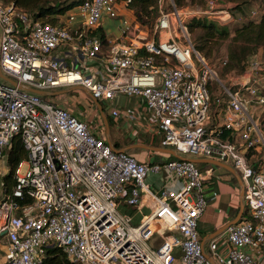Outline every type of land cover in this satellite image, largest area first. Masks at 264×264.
<instances>
[{
    "label": "built area",
    "instance_id": "1",
    "mask_svg": "<svg viewBox=\"0 0 264 264\" xmlns=\"http://www.w3.org/2000/svg\"><path fill=\"white\" fill-rule=\"evenodd\" d=\"M120 4L126 8L117 0L86 1L61 27L34 22L0 0V68L17 83L0 78V161L17 137L28 155L16 169L13 193L0 199V240L8 242L0 264H43L50 248L72 264H264V59L253 55L245 74L228 83L194 47L189 20L230 26L237 22L230 3L208 0L186 12L171 0L172 12L164 13L159 0L158 43L148 29L122 19ZM263 16L264 4H256L248 21ZM79 17L82 24L66 25ZM105 18L121 20L120 39L105 43L95 34ZM64 46L78 53L81 69L57 56ZM104 51L108 72L88 74L84 64ZM71 87L84 88L114 120H127L161 148L233 167L247 215L203 246L199 221L219 195L208 199L198 165L140 162L114 151L92 121L25 90ZM123 98L136 103L121 110ZM150 175L161 176L162 188L148 184ZM25 196L31 204L15 200ZM121 207L138 210L139 223Z\"/></svg>",
    "mask_w": 264,
    "mask_h": 264
},
{
    "label": "trees",
    "instance_id": "2",
    "mask_svg": "<svg viewBox=\"0 0 264 264\" xmlns=\"http://www.w3.org/2000/svg\"><path fill=\"white\" fill-rule=\"evenodd\" d=\"M5 4H15L30 14L34 22L40 21L53 26H64L65 16L70 11L81 6L89 0H2ZM119 3H126V8L133 11L136 22L142 27L153 30L160 17L159 0H117ZM208 0H173L175 6L185 8L187 6H197L199 9L205 8ZM225 3L234 4L233 12L246 15L250 5L254 0H220ZM190 2V3H189ZM188 29L191 41L196 50L205 58L210 59L216 52H219L225 43L227 46L228 64L224 68L226 73L238 70L243 72L248 66L249 59L259 53L264 52V16L259 22L248 21L243 25L234 28L222 26L217 22L206 18H192L188 22ZM95 34L102 37L106 43V34L102 29H98ZM262 58V57H261ZM102 106H104L102 104ZM106 111V110H105ZM109 127L113 123L108 117ZM104 131V127L102 126ZM226 139H233L231 133H225ZM157 146V145H154ZM115 147L119 145L115 143ZM27 152L20 137L13 140L12 146L6 151L5 158L9 172L3 176L4 197L13 193L16 186V169L19 164L26 161ZM172 160L175 158L171 157ZM209 165H198L200 171ZM21 205L32 203V199L25 196L24 199L15 198ZM239 211V210H237ZM245 216L247 209L245 208ZM43 264H72L59 248H50L46 252Z\"/></svg>",
    "mask_w": 264,
    "mask_h": 264
},
{
    "label": "crops",
    "instance_id": "3",
    "mask_svg": "<svg viewBox=\"0 0 264 264\" xmlns=\"http://www.w3.org/2000/svg\"><path fill=\"white\" fill-rule=\"evenodd\" d=\"M256 4H257V1H255L253 6H255ZM252 7L249 8L248 13L243 17L244 19L241 20L242 23L248 22L247 19H249L248 18L249 13ZM120 13H121L122 19H125L129 21L130 23H136V18H135L133 11H130L127 8L126 9L124 8L120 10ZM244 20H247V21L244 22ZM82 21L83 19L79 17L78 21L73 22V23H67L66 25L68 27L73 28L74 26H78L79 24H82ZM120 26H121V20H111V19L105 18L103 19L101 23L100 29H102L105 32L106 38L108 40H117L121 38ZM57 56L61 60H63L65 64L68 65L69 68L81 69L82 60L79 58L78 53H75L71 49L70 46H64L60 48L59 51L57 52ZM107 57H108V52L104 51L102 53L100 60L91 62L89 64H84V66L88 67L89 71L87 70V73L94 74L99 77H101L102 75H105L108 72ZM73 88H78V87L62 88V89L53 90L51 92H60V91H65L64 89L70 90ZM77 91L83 92L84 90H76V91L68 92V93L61 94L55 97H47L46 99H48L51 102L57 101L58 99L62 100L61 104L59 105L56 104V105L62 108L71 110L77 116L82 115V119L84 120H87V115L88 117L92 115L93 119L91 121L96 126L97 134H99L100 136H104L107 139L106 126H105L104 120L102 118V115H101V112L98 106H96L92 98L85 91L84 92L89 97L85 98V101L83 102L84 104L80 103L79 101H76L72 96L69 95V93L73 94L74 92H77ZM134 103H136V101L127 100V98H123L120 102L119 108L121 110H125L129 106L133 105ZM81 104L86 108L85 111H81L82 109L78 108V105H81ZM103 107L105 110L107 109L105 112L107 116L111 118L112 123H113L112 127L111 128L109 127V139L111 140V143L114 147H115V143L119 145L118 148L115 147L116 150L118 151L127 150L128 153L135 156L140 162H148V161L159 162L165 159L172 160L171 159L172 156H170L169 154L156 153L148 149H141V148L136 147L138 145L155 147L154 145L159 144L158 143L159 141L157 139L153 140L151 138L152 140L150 142L145 143L144 141L141 140V136L144 135L150 138L149 134L144 133L143 130H139V129L133 132H126L128 136L123 137V131L127 129L128 126H130L131 128L133 127L125 119H123L120 122H117L116 120L112 118L111 112L109 111L108 106L104 105ZM140 125L142 126V124ZM102 126L104 127V131L102 129ZM113 135L116 136V141H114ZM191 159H196V158H191ZM202 172L206 177L205 190H206V195L208 199L212 197L213 192H218V195H219L217 200L210 202L209 207L207 208L206 212L204 213V215L201 217L199 221V233L201 236V241L202 243H205L206 247H208L209 243L213 240L212 236L215 233H217L219 230H221L222 228L226 227L229 223L233 222L237 218L241 205H242V197H241L242 188L237 178L232 173H230L229 171L223 168L209 165L207 168H203ZM7 173L8 171L0 172V176L3 177ZM147 182L155 190H159L160 188H162V181H161L160 175H150L147 178ZM145 209L146 208L144 207V210ZM133 210H134V216H136L135 219L139 217L141 219V214H138V210L136 209H133ZM5 252H6V249H5ZM2 262H4L3 256L2 258H0V263Z\"/></svg>",
    "mask_w": 264,
    "mask_h": 264
},
{
    "label": "rangeland",
    "instance_id": "4",
    "mask_svg": "<svg viewBox=\"0 0 264 264\" xmlns=\"http://www.w3.org/2000/svg\"><path fill=\"white\" fill-rule=\"evenodd\" d=\"M255 1H257V4H259V5H261V3L264 4V0H254L253 3L250 5V7H252L254 5ZM231 7H232V11H233L234 4H231ZM120 8L121 9H124L125 8V4H120ZM180 9H182V10H184L186 12H189V11L198 10L199 8L195 5V6H187L185 8H180ZM172 10L173 9H172V5H171V0H164V6H163L164 13H171ZM160 14L161 13H159V15ZM233 15H234L235 20H237V22L230 25V28L232 30L234 28L239 27V26H241V25L244 24V23H242L241 19H242V17L245 16V15L239 14V13H234ZM247 20H249V19H247ZM160 37L161 36H160L159 32L156 31V28H154L153 30H149V39L154 40L156 43H158L160 41ZM168 38H169V35L163 34L162 40L164 42H166ZM227 46H228V43H225V45L223 46V48L219 52H216L212 58L206 59V60H207V62L210 65L214 66L217 69L218 74L221 77V79L224 80L225 82H228L229 83V82H231V80H236L240 76H243L245 74V71L246 70L243 71V72H240L238 70H235V71L226 73V70L224 69L226 66H223L222 62L224 61L225 58H227V55H228V53H227ZM258 54H259L260 57H262L264 59V52L262 50L259 51ZM64 90H67V89H64ZM69 95L72 96L76 101H79L80 103H83L85 101V98H88L89 97L84 91L83 92L82 91L81 92L80 91H77V92H74L73 94L72 93H69ZM53 103L59 105V104L62 103V100L58 99L57 101H53ZM78 108H81L82 109L81 111H85V109H86L82 104L81 105H78ZM92 119H93V116L92 115H90L89 117L87 115V120L88 121H91ZM133 131H136V130L133 129V128H131L130 126H128V128L123 131V137H127L128 136L126 132H133ZM113 139H114V141H116V136L115 135H113ZM141 140L144 141L145 143H148L152 139L151 138H148V137H146L144 135H142L141 136ZM156 145L157 146H155V148H161L160 143L159 144H156ZM4 171H8L9 172V168L7 166L6 160L0 161V172H4ZM2 181H3V177L0 176V199H2L4 197V195H3L4 189H3V186L1 185ZM120 211L122 213L126 214V215H129V216H131V215L134 214V210L129 209V208H125V207H121L120 208ZM139 220H140V217L137 218L134 221L135 222L134 225H137L139 223ZM7 245H8L7 239L6 238H2L0 240V258H2V256L4 258V255H5L4 252H5V249H7Z\"/></svg>",
    "mask_w": 264,
    "mask_h": 264
},
{
    "label": "water",
    "instance_id": "5",
    "mask_svg": "<svg viewBox=\"0 0 264 264\" xmlns=\"http://www.w3.org/2000/svg\"><path fill=\"white\" fill-rule=\"evenodd\" d=\"M0 78L14 86L17 85V83L9 78H7L3 72L1 71V68H0ZM27 90L28 92L30 93H33V94H36V95H39L41 97H55V96H59L61 94H65V93H68V92H72V91H76V90H84L85 92L88 93V95L92 98V100L94 101V103L96 104V106H98L100 112H101V115H102V118L104 120V123H105V126H106V130H107V142L108 144H110L113 148L114 151H117L116 148L112 145L111 143V140L109 139V122H108V116L105 112V109L104 107L102 106V104L94 99L92 97V95L86 91L84 88L82 87H78V88H73V89H70V90H65V91H60V92H44V91H39V90H35V89H32V88H27L25 89ZM138 148H141V149H148V150H151V151H154L156 153H164V154H169L170 156L174 157L175 159L177 160H181V161H190L194 164H197V165H200V164H207V165H213L215 167H219V168H223L227 171H229L230 173H232L238 180L241 188H242V205H241V208H240V211H239V214L237 216V218L229 223L226 227L222 228L221 230H219L217 233H215L213 236H212V239H215L216 237H218L219 235L223 234L227 228H229L230 226L232 225H236L238 224L241 219L243 218L244 214H245V203H244V199H245V188H244V184H243V181L241 179V177L239 176V174L237 173V171L227 165V164H224L222 162H219V161H216V160H211V159H191V158H186L184 156H181L179 154H177L174 150H171V149H165V148H155V147H148V146H144V145H138L136 146ZM119 152H127V150H122V151H119ZM203 246H205V243H202Z\"/></svg>",
    "mask_w": 264,
    "mask_h": 264
}]
</instances>
